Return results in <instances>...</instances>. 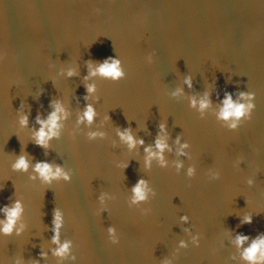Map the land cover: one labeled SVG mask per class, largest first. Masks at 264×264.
<instances>
[{"label":"clouds","instance_id":"clouds-1","mask_svg":"<svg viewBox=\"0 0 264 264\" xmlns=\"http://www.w3.org/2000/svg\"><path fill=\"white\" fill-rule=\"evenodd\" d=\"M5 59V53L0 51V62H3ZM148 63L153 62V57L149 54L146 57ZM89 75L96 76L101 75L105 78H110L114 80H118L122 78L124 73L120 67V61L113 57H108L103 63L98 64L93 67L91 62H89ZM74 72L72 70L68 71V75L72 76ZM88 77H85L87 80ZM185 83H188L191 86V78H186ZM85 87L89 94L95 91L94 85L86 84ZM88 97H85L87 99ZM239 99L247 101V103H239L232 99V95L229 93H225V98L223 100L222 107L220 112L218 113V118L224 120L227 123V126L230 130H236L239 122L243 119H251L252 111L255 108V104L252 102L255 99V93L250 92H241L239 94ZM196 100L192 101V105L195 106ZM210 101L206 98L201 99L199 101L200 109L203 110L208 107ZM53 111L48 115L47 119H41L37 116L36 122L40 125V128L34 132L33 139L37 145L42 148L50 147V140L52 138L59 137V121L61 119H65L67 117V112L65 111L62 103L60 101L54 102ZM95 111L91 105H87L83 115L80 117V121L83 122L87 120L91 123L94 119ZM107 119V117H106ZM20 124L22 127L27 126V116H22L20 119ZM161 131L164 130L165 125H160ZM97 135H103V133H91L90 138L95 137ZM118 135L121 138V141L126 143L129 148H134L137 143L143 145V140L137 141L133 135L131 134L130 129H125L124 131L118 132ZM168 147L166 140L164 137H160L155 142V148L158 150L154 152L151 148H146L145 151L148 153V158L146 159V165L150 162V159L153 157H158L160 159L161 164L164 163L162 152L164 149ZM183 147H187L184 145ZM126 167V165H121ZM30 167L29 160L27 155H20L15 163L12 165L14 171H27ZM179 167V165H178ZM33 171L38 174L41 181L45 184H50L53 179H64L66 181H70L71 177L69 172L65 171L59 165H53L48 162H37L33 166ZM189 176L193 174V169L189 168L188 170ZM35 179L36 177H31ZM251 183V181H249ZM133 191V203H138L145 201L147 199V193L149 191L147 187V183L144 180L137 181L136 185L132 189ZM101 202H103L104 197H100ZM5 215L4 220H0V233L5 235L11 234L15 229V225L17 221L20 219L22 215V204L19 200H15L12 203L11 207L5 206L3 209H0ZM251 216H245L243 219L244 223H251ZM53 243L58 244L57 249H55L54 254L61 259L66 258L69 254V250L71 247L70 241H65L63 244L59 243V232L63 226V214L59 209H54L53 211ZM23 225H21V229H16L17 234L22 230ZM109 240L112 244H118L119 239L115 234V229L112 227L108 228ZM249 237L238 235L236 237L235 243L238 247L243 246V244L248 241ZM41 255H44L43 253ZM242 258L248 262V264H264V236H259L255 240L251 242L249 247L244 249L242 253ZM16 264H20L18 260Z\"/></svg>","mask_w":264,"mask_h":264}]
</instances>
